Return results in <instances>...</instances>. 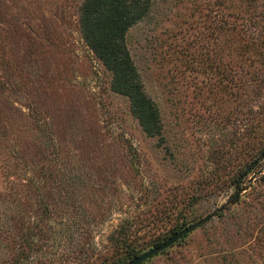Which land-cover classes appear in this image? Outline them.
Listing matches in <instances>:
<instances>
[{
  "label": "rangeland",
  "instance_id": "obj_1",
  "mask_svg": "<svg viewBox=\"0 0 264 264\" xmlns=\"http://www.w3.org/2000/svg\"><path fill=\"white\" fill-rule=\"evenodd\" d=\"M81 2L0 0V264H100L125 218L141 253L211 212L139 264H264L263 159L226 203L264 141V0H150L125 38L152 136L83 40Z\"/></svg>",
  "mask_w": 264,
  "mask_h": 264
},
{
  "label": "trees",
  "instance_id": "obj_2",
  "mask_svg": "<svg viewBox=\"0 0 264 264\" xmlns=\"http://www.w3.org/2000/svg\"><path fill=\"white\" fill-rule=\"evenodd\" d=\"M149 4L150 0H82L78 22L83 40L105 68L111 72V88L128 97L132 116L140 129L148 136H152L160 134L159 114L143 89L139 72L131 59L125 38L128 29L146 14ZM262 159L264 161V141L249 154L244 167L230 179L233 191L226 198L227 204L237 203L241 191L245 189L242 184L243 179L253 168L260 173V170L256 168ZM61 182L62 179L59 178L56 185H62ZM223 208L221 206L219 212ZM183 225L185 224L176 225L174 230L183 228ZM107 238L109 246L105 249L106 254L100 256V264H123L143 249L137 246L129 218H125ZM153 241L155 242V239ZM89 256H93L92 251Z\"/></svg>",
  "mask_w": 264,
  "mask_h": 264
},
{
  "label": "water",
  "instance_id": "obj_3",
  "mask_svg": "<svg viewBox=\"0 0 264 264\" xmlns=\"http://www.w3.org/2000/svg\"><path fill=\"white\" fill-rule=\"evenodd\" d=\"M213 216V213L206 214L202 218H199L195 222H192L185 226L184 228L176 231L172 235H170L168 238H166L164 241L160 242L159 244L152 246L151 248L139 253L138 255H135L133 258L128 260L127 262L123 264H138L145 260L146 258H149L150 256L160 252L161 250L167 248L168 246L172 245L175 241H177L179 238H181L183 235L191 232L193 229L201 225L202 223L206 222Z\"/></svg>",
  "mask_w": 264,
  "mask_h": 264
}]
</instances>
